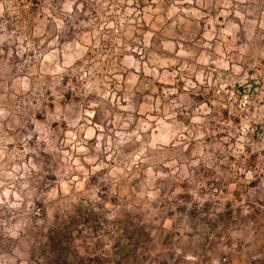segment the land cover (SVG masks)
Here are the masks:
<instances>
[{
    "label": "clouds",
    "instance_id": "clouds-1",
    "mask_svg": "<svg viewBox=\"0 0 264 264\" xmlns=\"http://www.w3.org/2000/svg\"><path fill=\"white\" fill-rule=\"evenodd\" d=\"M0 264H264V0H0Z\"/></svg>",
    "mask_w": 264,
    "mask_h": 264
}]
</instances>
